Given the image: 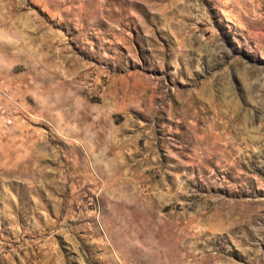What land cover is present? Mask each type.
Masks as SVG:
<instances>
[{"label":"rangeland","instance_id":"obj_1","mask_svg":"<svg viewBox=\"0 0 264 264\" xmlns=\"http://www.w3.org/2000/svg\"><path fill=\"white\" fill-rule=\"evenodd\" d=\"M0 264H264V0H0Z\"/></svg>","mask_w":264,"mask_h":264},{"label":"built area","instance_id":"obj_2","mask_svg":"<svg viewBox=\"0 0 264 264\" xmlns=\"http://www.w3.org/2000/svg\"><path fill=\"white\" fill-rule=\"evenodd\" d=\"M12 119L10 117H8V121H11Z\"/></svg>","mask_w":264,"mask_h":264}]
</instances>
